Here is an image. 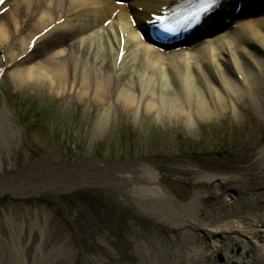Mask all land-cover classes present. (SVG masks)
Listing matches in <instances>:
<instances>
[{"label": "bare ground", "instance_id": "bare-ground-1", "mask_svg": "<svg viewBox=\"0 0 264 264\" xmlns=\"http://www.w3.org/2000/svg\"><path fill=\"white\" fill-rule=\"evenodd\" d=\"M166 1L134 0L126 7L117 6L112 0H6L0 6V9L8 8L5 14H0V50L3 45L15 47L20 43L21 52L14 56L17 68L12 72L17 85L58 97L62 110H69L74 103L84 104L88 111L95 108V128L104 126L114 112L160 123L185 120L190 125L195 122L194 118L208 119L214 112L221 115L230 105L253 94L257 95L254 102L258 106L264 77V56L260 54V48H264V17L247 20L235 30L207 38L203 44L165 54L146 44L141 33L150 13ZM260 3L264 6V1ZM103 20L108 21L107 26L102 24ZM48 27L51 28L44 33ZM248 58L253 59L257 70L245 62ZM232 69L237 76L243 75L241 80L231 78ZM218 78L221 87L214 83ZM4 116L5 128L12 129L14 122L6 109H0V117ZM6 139L9 141V137ZM262 144L264 135L243 149L248 153L247 159L260 165L261 172L255 183L264 182V147L259 148ZM256 151L259 156L253 159ZM4 159L0 154V166ZM236 168L228 167L227 175L219 178L224 183L237 182L240 179ZM44 171L2 173L0 193L9 191L25 196L54 191L61 195L84 187L110 188L135 204L143 215L153 217L159 213L175 218L179 228H203L209 239L210 254L206 246L189 248L184 254L189 264H205L203 260L218 251L226 256L225 264H264V226L260 225H264V217L256 216L255 221L260 225L257 228H251L246 218L234 224L204 225L199 221H206L196 217L199 209L187 211L184 203L161 185L160 171L151 163L130 162L112 167L93 160L73 165L68 171ZM214 178L215 175H205L196 182L208 183ZM196 198L197 201L206 199L198 194ZM3 227L9 229L13 239L9 252L13 253L14 264H21L23 252L16 242L14 228L9 221L4 222L0 224V233ZM162 236L159 233V236L141 234L138 237L139 250L143 249L141 255L144 260L148 258L149 264L174 262L177 250L172 251ZM98 245L103 252L110 248L100 241ZM231 245L248 250L250 257L231 255L228 253ZM5 252L0 245V261ZM106 253L113 255L110 250ZM89 260L97 264L104 262L100 257ZM213 264L221 263L214 261Z\"/></svg>", "mask_w": 264, "mask_h": 264}, {"label": "rangeland", "instance_id": "rangeland-1", "mask_svg": "<svg viewBox=\"0 0 264 264\" xmlns=\"http://www.w3.org/2000/svg\"><path fill=\"white\" fill-rule=\"evenodd\" d=\"M2 47L0 109H6L14 126L5 128V116L0 117V154L5 158L0 175L14 171H68L73 165L93 160L112 167L130 162L151 163L160 171V182L168 185L187 211L199 209L196 217L207 222L200 220L202 224L213 227L246 218L251 228H257L256 216L264 217V182L255 183L260 165L247 159L248 153L243 149L264 135V77L258 106L254 102L257 95L253 94L230 105L221 115L214 112L208 119L194 118L190 125L185 120L160 123L114 112L104 126L95 128V108L88 111L84 104L74 103L69 110H62L58 97L18 86L12 72L17 68L13 59L20 54L21 44ZM260 54L264 56L263 47ZM244 60L257 70L253 59ZM242 76L232 69L231 78L241 80ZM214 83L221 87L219 78ZM13 131L18 134L13 136ZM262 147L264 144L259 148ZM256 154L257 151L253 159L259 156ZM250 162L251 166L247 164ZM219 166L222 167L217 170ZM228 167H237L240 180L224 183L219 178L227 175ZM205 175L215 178L208 183L196 182ZM243 179L247 182L242 184ZM197 194L206 199L197 201ZM249 204L256 206H246ZM8 221L24 254L21 264H97L94 259L89 260L91 257L104 259L102 264H149L148 258L144 260L141 255L138 237L159 233L172 251L177 250L172 264H189V260H184L189 248L206 246L210 254L203 228H179L175 218L159 213L153 217L143 215L135 204L110 188L84 187L61 195L43 191L20 196L5 191L0 193V224ZM9 232L3 227L0 233V245L6 251L0 264H14ZM195 240L198 244L193 243ZM98 241L110 248L101 251ZM109 250L112 256L106 253ZM228 253L250 257L240 245H231ZM225 260L223 252L218 251L203 262L225 264Z\"/></svg>", "mask_w": 264, "mask_h": 264}, {"label": "snow or ice", "instance_id": "snow-or-ice-1", "mask_svg": "<svg viewBox=\"0 0 264 264\" xmlns=\"http://www.w3.org/2000/svg\"><path fill=\"white\" fill-rule=\"evenodd\" d=\"M218 3V0H200V4L195 16H199L201 13H206L209 9Z\"/></svg>", "mask_w": 264, "mask_h": 264}]
</instances>
